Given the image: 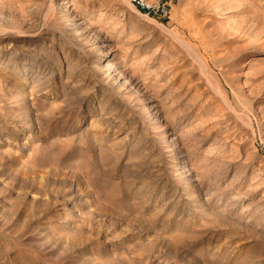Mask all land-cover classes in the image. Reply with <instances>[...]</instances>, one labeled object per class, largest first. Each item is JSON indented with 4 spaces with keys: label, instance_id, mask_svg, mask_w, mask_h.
<instances>
[{
    "label": "rangeland",
    "instance_id": "rangeland-1",
    "mask_svg": "<svg viewBox=\"0 0 264 264\" xmlns=\"http://www.w3.org/2000/svg\"><path fill=\"white\" fill-rule=\"evenodd\" d=\"M0 264H264V0H0Z\"/></svg>",
    "mask_w": 264,
    "mask_h": 264
},
{
    "label": "built area",
    "instance_id": "built-area-1",
    "mask_svg": "<svg viewBox=\"0 0 264 264\" xmlns=\"http://www.w3.org/2000/svg\"><path fill=\"white\" fill-rule=\"evenodd\" d=\"M173 0H131L132 5L146 14H154L165 17L169 14Z\"/></svg>",
    "mask_w": 264,
    "mask_h": 264
}]
</instances>
